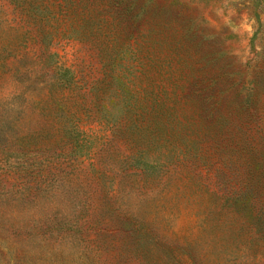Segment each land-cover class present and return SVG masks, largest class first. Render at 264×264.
<instances>
[{
	"label": "rangeland",
	"instance_id": "rangeland-1",
	"mask_svg": "<svg viewBox=\"0 0 264 264\" xmlns=\"http://www.w3.org/2000/svg\"><path fill=\"white\" fill-rule=\"evenodd\" d=\"M0 264H264V0H0Z\"/></svg>",
	"mask_w": 264,
	"mask_h": 264
}]
</instances>
